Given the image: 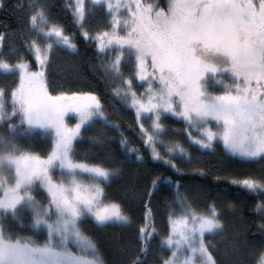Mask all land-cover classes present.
I'll return each instance as SVG.
<instances>
[{
  "label": "snow or ice",
  "instance_id": "snow-or-ice-1",
  "mask_svg": "<svg viewBox=\"0 0 264 264\" xmlns=\"http://www.w3.org/2000/svg\"><path fill=\"white\" fill-rule=\"evenodd\" d=\"M66 7L84 40L95 43L98 63L90 67L134 110L144 147L120 133L117 159L106 150L110 138L103 129L86 136L97 123L105 129L119 124L109 119L96 90L57 91L46 80L56 48L77 51L74 34L51 22L47 0L17 4L24 14L11 35L20 46L5 53L9 34L0 32V75L12 77L0 82V264H219L206 237L226 230L225 211L234 212L235 203L213 198L198 206L171 174L152 175L141 189L137 171L126 173V165L139 169L158 161L182 174L183 165L193 163L191 148L215 151L219 144L229 158L264 167V0H167L165 6L159 0H72ZM97 9L104 25L93 33L86 17ZM25 52L34 56L35 69ZM169 118L183 122L187 146L168 135ZM34 138H43L47 148L36 151L27 143ZM85 139L105 149L99 162L79 154ZM193 171L207 174L203 167ZM125 176L129 201L143 204V222L123 243L114 233L120 256L107 260L82 226L91 221L101 229H124L134 223L106 192ZM229 182L264 193V177ZM164 184L166 232L157 230L152 207ZM255 211L262 240L255 264H264V198ZM154 236L159 243L150 260Z\"/></svg>",
  "mask_w": 264,
  "mask_h": 264
},
{
  "label": "trees",
  "instance_id": "trees-1",
  "mask_svg": "<svg viewBox=\"0 0 264 264\" xmlns=\"http://www.w3.org/2000/svg\"><path fill=\"white\" fill-rule=\"evenodd\" d=\"M164 3L166 0H159ZM49 4V15L51 22H55L64 27L66 34H74V43L77 45V51L69 52L65 49L56 48L51 54V61L47 65L46 80L56 87L57 91H77V90H96L106 106L109 119L116 121L119 128L105 129L102 124L97 123L92 129H89L86 136L96 135L103 131L110 138L106 145V150L111 151L120 159V133H124L131 141L143 148V142L136 135L138 126L135 125V113L132 109L122 104L118 98L111 93V88H105V81L101 79L99 69L95 72L90 65H96V49L93 41H85L79 28L73 23L71 11L66 7V3L72 0H47ZM26 3V0H0V32H7L4 42L5 53L10 46H20L21 42L11 34L20 27L18 17H22L23 8H16L17 4ZM93 33L103 30L104 18L97 9L92 16L86 17ZM89 28V27H88ZM23 50V49H21ZM33 69H35V59L30 53L25 52ZM11 76L0 75V82H11ZM113 87L115 85H112ZM170 132L169 136L179 139L187 146V134L182 131L184 125L182 121L175 118H169L166 121ZM27 143H33L36 151H43L48 144L43 138H34ZM193 163H185V171L182 174L173 173L171 169L158 161H150L147 165H142L137 169L135 164L126 165V173L129 169L136 170L139 176L138 186L143 189L150 181L151 176L159 173L164 175L171 174L174 180H180L181 184L188 187L190 194L198 206H204L205 201L217 199L218 203L231 201L235 203L236 210L225 211V217L228 220V227L223 233L207 236L215 245L210 247L214 259L219 264H230V261L239 258L245 264H255V257L258 255V249L262 243L260 234L256 231L255 221L258 219V213L255 211L257 200L264 198V193H250L246 189L230 183L231 178L244 179L246 177L261 178L264 177V167L259 164H247L233 160L223 152L221 145L215 146V151H197L191 148ZM105 149L97 145H90L87 140L79 145V154L87 158L88 162H99V158L104 155ZM196 167H203L207 174L201 176L194 172ZM219 176L220 179L214 177ZM129 179L125 176L122 179L113 180L107 187L106 192L109 198L120 201L124 208L133 217L134 223L127 228L109 226L107 228H97L91 221H85L83 230L94 238L98 248L107 260L118 258L120 253L116 250V239L114 233L119 234V242L133 239L135 231L143 222V204L140 201L130 202L125 192ZM167 185L164 184L161 190L152 197V207L156 209L155 223L157 230L167 231V213L164 207L165 196L163 191ZM202 190V191H201ZM147 198V197H145ZM23 234H29L27 230H22ZM253 237L255 239L253 240ZM159 243V236L152 238V248L149 253V259H154V251ZM234 245H239V251L234 249Z\"/></svg>",
  "mask_w": 264,
  "mask_h": 264
},
{
  "label": "rangeland",
  "instance_id": "rangeland-1",
  "mask_svg": "<svg viewBox=\"0 0 264 264\" xmlns=\"http://www.w3.org/2000/svg\"><path fill=\"white\" fill-rule=\"evenodd\" d=\"M159 3H160V1H159ZM166 3H167V0L164 2V3H160L162 6H165L166 5ZM87 25H88V27H89V29H91V26L89 25V23L87 22ZM87 27V28H88ZM94 46H95V43H94ZM35 59V58H34ZM134 111V110H133ZM135 113V112H134ZM71 123H75V120H72L71 121ZM146 123H150V122H148V121H146Z\"/></svg>",
  "mask_w": 264,
  "mask_h": 264
}]
</instances>
